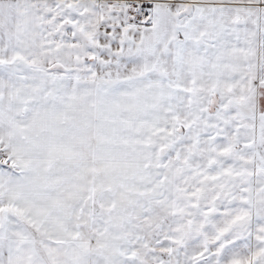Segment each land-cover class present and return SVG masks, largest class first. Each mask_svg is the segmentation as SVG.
Segmentation results:
<instances>
[{
  "label": "snow or ice",
  "instance_id": "1",
  "mask_svg": "<svg viewBox=\"0 0 264 264\" xmlns=\"http://www.w3.org/2000/svg\"><path fill=\"white\" fill-rule=\"evenodd\" d=\"M0 264H264V0H0Z\"/></svg>",
  "mask_w": 264,
  "mask_h": 264
}]
</instances>
